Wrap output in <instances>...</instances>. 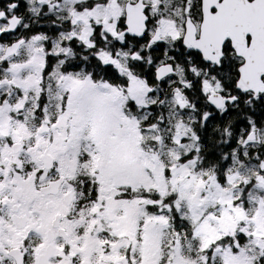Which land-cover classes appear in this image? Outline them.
Wrapping results in <instances>:
<instances>
[{
	"label": "snow or ice",
	"instance_id": "snow-or-ice-1",
	"mask_svg": "<svg viewBox=\"0 0 264 264\" xmlns=\"http://www.w3.org/2000/svg\"><path fill=\"white\" fill-rule=\"evenodd\" d=\"M0 264H264V0H8Z\"/></svg>",
	"mask_w": 264,
	"mask_h": 264
},
{
	"label": "flooded vegetation",
	"instance_id": "flooded-vegetation-1",
	"mask_svg": "<svg viewBox=\"0 0 264 264\" xmlns=\"http://www.w3.org/2000/svg\"><path fill=\"white\" fill-rule=\"evenodd\" d=\"M6 3H8V0H0V8H3L6 5ZM24 12H25V6L24 3H21L20 8L17 10V14H24ZM4 39H13V37L9 35L4 37Z\"/></svg>",
	"mask_w": 264,
	"mask_h": 264
},
{
	"label": "trees",
	"instance_id": "trees-1",
	"mask_svg": "<svg viewBox=\"0 0 264 264\" xmlns=\"http://www.w3.org/2000/svg\"><path fill=\"white\" fill-rule=\"evenodd\" d=\"M35 30V29H34ZM17 34H19V30H18V32H17ZM26 34V33H25ZM16 35V34H15ZM15 35H14V37H13V39H15ZM218 121H213L212 123H217Z\"/></svg>",
	"mask_w": 264,
	"mask_h": 264
},
{
	"label": "rangeland",
	"instance_id": "rangeland-1",
	"mask_svg": "<svg viewBox=\"0 0 264 264\" xmlns=\"http://www.w3.org/2000/svg\"><path fill=\"white\" fill-rule=\"evenodd\" d=\"M14 35H15V34H13V35H10V36H11V37H14Z\"/></svg>",
	"mask_w": 264,
	"mask_h": 264
}]
</instances>
